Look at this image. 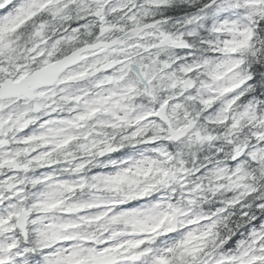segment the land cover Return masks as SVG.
I'll use <instances>...</instances> for the list:
<instances>
[{"label": "snow or ice", "instance_id": "6c2138e0", "mask_svg": "<svg viewBox=\"0 0 264 264\" xmlns=\"http://www.w3.org/2000/svg\"><path fill=\"white\" fill-rule=\"evenodd\" d=\"M0 264H264V0H0Z\"/></svg>", "mask_w": 264, "mask_h": 264}]
</instances>
